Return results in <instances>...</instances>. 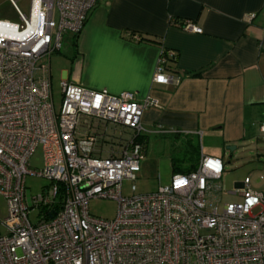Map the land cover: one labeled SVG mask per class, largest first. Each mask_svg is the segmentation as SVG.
Here are the masks:
<instances>
[{"label":"built area","instance_id":"2783aa9c","mask_svg":"<svg viewBox=\"0 0 264 264\" xmlns=\"http://www.w3.org/2000/svg\"><path fill=\"white\" fill-rule=\"evenodd\" d=\"M8 1L18 20L0 19V197L7 208L0 264H264V192L245 177L228 192L241 201L219 211L221 159L200 150L194 170L135 193L140 137L166 132L142 123L144 110L159 106L156 99L138 102L132 92L62 80L54 110L50 57L65 35L79 33L98 0H29L27 13ZM181 27L201 32L190 21ZM175 59V51L161 49L152 83L180 82L169 67ZM111 128H120L115 143L106 139ZM257 129L264 138V118ZM37 147L44 167L32 172L28 160ZM27 174L48 180L30 202ZM124 180L132 182L129 195L122 194ZM94 198L116 201L114 218L90 214Z\"/></svg>","mask_w":264,"mask_h":264},{"label":"crops","instance_id":"0c3cea01","mask_svg":"<svg viewBox=\"0 0 264 264\" xmlns=\"http://www.w3.org/2000/svg\"><path fill=\"white\" fill-rule=\"evenodd\" d=\"M26 6L28 11L29 0ZM172 20L190 21L201 32L184 30ZM62 45L63 52L50 57V76L54 58L59 83L132 92L138 102L156 99L158 107L144 110V126L166 130L156 135L204 139L214 155L204 153L200 143L201 152L221 159L223 171L228 146L261 162L264 138L257 125L264 118V0H98L79 33L65 35ZM162 48L177 54L169 64L181 78L176 85L152 83ZM251 171L261 172L255 165Z\"/></svg>","mask_w":264,"mask_h":264},{"label":"rangeland","instance_id":"374dc122","mask_svg":"<svg viewBox=\"0 0 264 264\" xmlns=\"http://www.w3.org/2000/svg\"><path fill=\"white\" fill-rule=\"evenodd\" d=\"M23 13H27L28 0H14ZM0 19H6L10 21H17V16L13 9L10 7L8 0H0ZM70 37V35H66ZM65 42V37L63 44ZM63 45L61 52H63ZM62 56L59 58V62L62 63ZM58 62L55 64L53 58L51 64V76H52V97L54 110L59 111L61 104V88L58 81ZM120 128L116 130L108 129L106 139L108 143L116 142V138L120 136ZM147 142L144 149V155L140 161V171L136 173V179L133 182L135 184V193H148L155 191L160 185L169 184L171 176L173 174L171 169V158L180 159L184 155V147L182 144L174 143L171 139V135H156L148 134ZM116 137V138H114ZM201 146L203 152L209 155H214L215 149L207 146L204 139L201 138ZM228 150V149H227ZM225 150L223 160L225 162V169L222 173L220 183L223 191L218 202V210L220 211L224 204L229 202H239L241 197L238 195H232L228 192L234 189L236 183L243 181L245 177L249 179V186L254 191L264 192V153H262L261 162L255 161L253 163L247 151L239 150ZM106 156V154H103ZM255 165L261 172L251 171V166ZM44 167L43 154L40 147H37L34 153L28 160V169L32 172H39ZM48 184V180L44 177L27 174L24 178L25 194L27 200L30 202L31 197L36 196L42 192V189ZM129 180H124L122 183V194H131ZM117 203L110 199H91L88 203V209L90 214L105 218L112 219L116 214ZM260 209H254V213L259 212ZM7 208L6 202L0 197V219L6 216ZM32 222H35L34 215L29 216Z\"/></svg>","mask_w":264,"mask_h":264},{"label":"trees","instance_id":"16d2710c","mask_svg":"<svg viewBox=\"0 0 264 264\" xmlns=\"http://www.w3.org/2000/svg\"><path fill=\"white\" fill-rule=\"evenodd\" d=\"M171 23L176 25L178 24V21L173 20ZM178 25L181 27L182 24L179 23ZM195 75L197 74H193V76ZM140 139L144 140V143L147 142V136H142ZM171 139L174 143L182 144L184 147V155L179 160L171 158L172 172L187 173L194 170L200 155V141L198 137L185 133H174L171 135Z\"/></svg>","mask_w":264,"mask_h":264},{"label":"water","instance_id":"95a60500","mask_svg":"<svg viewBox=\"0 0 264 264\" xmlns=\"http://www.w3.org/2000/svg\"><path fill=\"white\" fill-rule=\"evenodd\" d=\"M234 148H235L234 146H228L227 149L230 150V151H232V150H234Z\"/></svg>","mask_w":264,"mask_h":264}]
</instances>
